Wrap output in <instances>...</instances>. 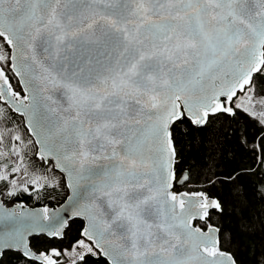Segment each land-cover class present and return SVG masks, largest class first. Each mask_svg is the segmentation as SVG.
<instances>
[{"label": "snow or ice", "instance_id": "snow-or-ice-1", "mask_svg": "<svg viewBox=\"0 0 264 264\" xmlns=\"http://www.w3.org/2000/svg\"><path fill=\"white\" fill-rule=\"evenodd\" d=\"M0 40V100L27 117L39 159L66 173L75 215L87 220L70 264L97 250L110 264H235L218 229L193 227L221 204L203 191H173L171 129L264 106L253 82L264 72V0H0ZM11 136L0 127V145ZM4 155L19 158L12 172L23 168L44 186L18 149ZM42 219L53 220V236L66 224L48 208ZM9 240L23 235L9 233L0 250L15 246ZM24 255L60 264L53 257L62 253L35 256L25 245Z\"/></svg>", "mask_w": 264, "mask_h": 264}, {"label": "trees", "instance_id": "trees-1", "mask_svg": "<svg viewBox=\"0 0 264 264\" xmlns=\"http://www.w3.org/2000/svg\"><path fill=\"white\" fill-rule=\"evenodd\" d=\"M0 44L3 41L0 40ZM7 52L9 49L4 45ZM13 89L23 95L17 78L8 65H3ZM255 93L264 95V73L254 75ZM0 110L6 119L0 127L11 129L4 145L20 149L29 173L46 176L43 187L18 189L14 194L3 196L7 205L25 203L30 206H59L67 197L68 189L63 176L51 164L36 156V145L25 127L22 116L0 102ZM235 114L217 113L206 123L195 126L187 118L177 121L172 127L176 152L175 173L177 192L203 191L218 199L221 209L210 213L201 227L216 225L220 228L221 248L230 252L237 264H264V124L259 118L234 108ZM20 135L21 140L12 139ZM31 142V143H29ZM19 146H21L19 148ZM187 175L188 180L184 181ZM6 182L3 183L5 185ZM3 190H0V194ZM83 221L70 222L61 238L46 235L34 236L31 248L36 252L60 251L55 257L60 263L68 262L64 249H71L81 239ZM98 253V252H97ZM0 264H40L19 252L7 251ZM79 264H109L99 253L88 256Z\"/></svg>", "mask_w": 264, "mask_h": 264}, {"label": "water", "instance_id": "water-1", "mask_svg": "<svg viewBox=\"0 0 264 264\" xmlns=\"http://www.w3.org/2000/svg\"><path fill=\"white\" fill-rule=\"evenodd\" d=\"M8 49H9V52L12 51L9 47H8ZM11 72L17 78V80L21 86V89L23 92V95H21V97H23L27 93H25L23 90V85L21 84V77L16 76L13 71H11ZM9 82L11 83L10 79H9ZM238 95H239V93H238ZM0 102L5 104V102L2 100H0ZM5 105L14 113L22 116L25 127L27 128L31 138L33 139V141L36 145V156L38 157L37 153L39 150V145L36 144V141L39 137L29 129L28 123H27V117L25 115H23L21 112H17L10 104H5ZM215 114H217V113H215ZM215 114H209V116L207 117V120L209 119L210 116H213ZM194 125L195 126H201V125H196V124H194ZM38 131H39V129H38ZM171 131H172V129H171ZM173 147H174V143H173ZM174 149H175V147H174ZM176 159L177 158L175 156V163L173 165L174 171H175ZM45 163L51 164L53 166V168L63 176V178L65 180L66 187L68 189V195H67L66 199L59 206L50 207V206H44V205L43 206H30V205L25 204L23 202L22 203H13L11 205H7L4 201L3 195L0 194V243H2L3 240H8V234L9 233H17V234L23 235V243H17L16 240H9L8 241L9 243H13L15 246L12 247L11 249L7 248L6 246L3 247V249L0 250V260L2 258V255L7 251L19 252L23 256H25L24 255L25 245L27 246L28 250H30L33 254H35V256H40L41 254H47V255L51 256L52 254H49L47 252H36V251H34L30 246L31 238H33L34 236H38V235H46L49 238H54V237L61 238L64 235L66 229L69 227L70 222L73 221L74 219L82 220L83 221V227L87 225V220H85L84 217L75 215L76 209L74 207V201L69 200V197L74 196V193H73V190L67 186L68 180H67L66 173L61 171L59 168H56L54 166L55 162L51 158L48 159L47 162H45ZM174 185H175V183H174ZM173 191H175L174 187H173ZM180 193H182V192H180ZM210 198L218 201V199H216V198H213V197H210ZM44 208H48L50 217H52V218L62 217L66 221V224L62 225L60 228V233H61L60 235L53 236V235L49 234V226L53 223V220L52 219H50V220H43L42 219V210ZM214 210H217V209H211L210 213ZM9 212L14 213V215H8ZM37 214H39V215H37ZM205 221L206 220H198V219L194 220L193 221V227H200L206 231L207 226L204 228V227H201V226L196 224L197 222H205ZM211 226L213 228L219 230L216 233V235L218 236V238L220 240V228L216 225H211ZM82 230H83V228H82ZM81 233H82V231H81ZM82 238H84V237L82 236ZM18 239H19V236H17V240ZM220 247H221V240H220ZM221 250L225 251L227 253H230L226 250H223L222 248H221ZM97 252L103 258H105L110 264V261L108 260V258L106 256H104L102 253H100L99 250H97ZM231 256L233 257L232 254H231ZM25 257L30 259V260H34V261L41 264L40 260H38V259H34L33 257H29V256H25ZM53 259H54V257H53ZM233 260L235 261L234 257H233ZM235 264H237L236 261H235Z\"/></svg>", "mask_w": 264, "mask_h": 264}, {"label": "rangeland", "instance_id": "rangeland-1", "mask_svg": "<svg viewBox=\"0 0 264 264\" xmlns=\"http://www.w3.org/2000/svg\"><path fill=\"white\" fill-rule=\"evenodd\" d=\"M243 95H244L243 93H239V96L241 98H243ZM260 97H264V95H258L255 93L254 99H258ZM237 102L239 103L241 101L238 100ZM246 106L249 107L250 111H254L255 113H257V115H254V116L258 117L259 120L261 121V117L258 114L264 111V106H261L260 104H255L254 106L252 105H246ZM20 147L21 146H19V148ZM18 150L20 151V149ZM0 152H4L6 154L10 153L11 148L2 144L0 145ZM18 163H19V158L15 155H4L3 157H0V174L7 176L6 180H0V190H3V193H2L3 196H6L9 193L16 192L18 189H24L25 187H27V189L39 187V185H35V184L28 182L30 181L31 176L26 175L23 171V168L21 169L20 172H12V168L16 166ZM23 164L25 165L24 161H23ZM13 181H15V185H16L15 188H13V183H12ZM4 182H6L5 185H3ZM42 183H43V180L41 181V184ZM73 247L71 249L63 250V255L68 259V262H64L60 264H70L71 258L68 256V253L72 251Z\"/></svg>", "mask_w": 264, "mask_h": 264}, {"label": "flooded vegetation", "instance_id": "flooded-vegetation-1", "mask_svg": "<svg viewBox=\"0 0 264 264\" xmlns=\"http://www.w3.org/2000/svg\"><path fill=\"white\" fill-rule=\"evenodd\" d=\"M54 259H57V258L54 257Z\"/></svg>", "mask_w": 264, "mask_h": 264}]
</instances>
